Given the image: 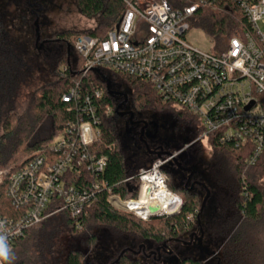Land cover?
Masks as SVG:
<instances>
[{"label":"trees","instance_id":"obj_1","mask_svg":"<svg viewBox=\"0 0 264 264\" xmlns=\"http://www.w3.org/2000/svg\"><path fill=\"white\" fill-rule=\"evenodd\" d=\"M76 3L81 14L96 17L98 22L95 27L81 32L55 33L53 41L43 48L55 79L37 86L22 111L17 109V98L31 83V61L26 45L18 43L8 33L0 14V170L28 162L42 154L58 137L77 112L76 107L69 110L72 105L63 102L62 96L80 81L83 89H102V104H111L114 112L103 116L101 138L93 147L96 154L108 155L104 172L99 177L83 173L79 178L76 175V180L75 174L69 173L75 180L72 183L86 186L89 179L102 181L122 197L132 191L131 197L136 198L137 177L133 183L125 180L158 159L152 150L163 149V153L179 152L176 161L189 173L193 171L192 178L197 184L192 189L184 187L187 177L175 173L181 181V185L175 186L169 176L168 187L183 199L184 207L179 216L167 219L157 230L146 228L135 216L112 208L106 202L107 192H98L87 208V214L81 217L82 228H76V220L66 211L53 214L28 228L15 246L6 251L7 259L1 257V264H54L62 230H67L73 240L63 264H87V253L101 240L116 249L107 264H141L125 245L149 241L156 246L197 228L202 229L203 239L190 245L173 264H205V254L210 249H221L226 264H264V157L248 165L246 160L251 154V146L221 145L211 135L212 156L207 161L197 140L202 133L199 119L184 108L175 110L170 103H163L149 82L103 71L110 81L108 88L107 80L96 71L83 76L84 58L75 49V41L82 35L104 39L119 23L126 5L123 0H76ZM182 3L187 4L189 0ZM191 24L211 38L213 51L221 52L229 39L245 27V18L237 8L225 11L204 8L198 10ZM119 82H126L131 87L130 92L126 91L127 102L112 92L114 88L122 87ZM125 106L134 115V125L128 116L119 113ZM149 112L160 114L161 121L153 125L152 120L145 130L143 138L147 148L140 139L142 128L138 126ZM172 165L177 167L176 163ZM208 191L210 195L202 209ZM56 203L59 201H52L47 212L52 211ZM18 212L4 188L0 187V214L17 216Z\"/></svg>","mask_w":264,"mask_h":264},{"label":"built area","instance_id":"obj_2","mask_svg":"<svg viewBox=\"0 0 264 264\" xmlns=\"http://www.w3.org/2000/svg\"><path fill=\"white\" fill-rule=\"evenodd\" d=\"M123 1L126 10L104 39L82 35L75 41V49L84 58L82 75L96 71L106 79L103 71L109 67L147 81L163 103L181 105L199 119L198 141L213 135L221 145L251 146L248 165L264 157V0ZM204 8H237L245 18V27L221 52L198 49L186 39L193 28L191 19ZM82 86L76 82L62 96L63 102L72 105L69 110L76 107L77 112L57 139L28 162L0 170V187L19 211L17 216L0 214V245L6 251L28 228L56 213L68 212L76 228H82L81 217L104 190L112 208L141 221L155 218L139 211L147 204L143 199L163 189L175 195L182 208L183 199L169 189V175L163 170L165 164L177 163L179 152L162 153L150 167L140 168L125 180L133 183L137 177L136 198L131 197L132 191L122 197L102 181L89 179L86 186L72 183L76 175L99 177L104 172L108 155L96 154L93 147L101 138L103 116L114 112L111 104H102V89ZM124 98L127 102L128 95ZM69 173L75 174L74 179ZM54 200L59 203L47 212Z\"/></svg>","mask_w":264,"mask_h":264},{"label":"rangeland","instance_id":"obj_3","mask_svg":"<svg viewBox=\"0 0 264 264\" xmlns=\"http://www.w3.org/2000/svg\"><path fill=\"white\" fill-rule=\"evenodd\" d=\"M35 1L36 0H0V14L5 22L6 30L18 43L26 45L27 56L31 61L30 64L32 66L29 78V82L31 83L24 87L17 98V109L19 111H22L28 105L37 86L55 79L50 64L47 62L48 60L45 56V52L43 51V48H40L43 41L47 38H54L55 33L61 31L70 30L73 32H81L88 28L95 27L98 22L96 17H86L81 14L77 8L76 0H41L45 6V12L38 23L40 33V36L38 37L36 31L37 26L35 25L37 18L31 14V3ZM186 39L192 46L198 49L209 51L213 48L211 38L200 28H191L186 34ZM57 45L60 46L61 44L57 43ZM104 71L107 73H113L109 67L104 68ZM119 85L122 86L123 90L131 91V87L128 83L119 82ZM173 107L175 110L183 109V106L177 104ZM125 108L129 110L128 106H125ZM143 121L146 122L143 128L145 125L147 126L146 128H149V123L151 121L153 125H157L161 121V117L160 114L149 112ZM138 127L142 128V124H139ZM145 133L146 132H144V134ZM141 140L143 141V139ZM146 143L147 142H145V144ZM200 143L203 147V158L207 161L210 160L212 156L210 139L202 138ZM156 150L157 149H155V151ZM177 167H173L171 163H167L163 167V170L167 172L171 178L172 184L175 186L181 185V181L175 177V173L180 174L183 178L187 177V174L189 173L186 168H182L180 163ZM183 207L184 201L181 210L174 216L161 215L169 217L158 216L151 218L149 221H141L138 218H135L144 227L157 230L163 226L167 219L179 216ZM200 232L201 231L197 228L184 236L181 235L174 237L176 240L170 238V240L159 243L156 246H152L149 241H141L137 244L131 243L130 245H125L124 247L128 248L129 252L141 261V264H173L175 262V257H172L173 259H171V257H167V253L173 252V255L176 254V258L180 257L181 254L192 245L191 242L194 240V238H192L193 234H198L200 236L198 238H200V240L203 239L204 233L202 231L200 234ZM97 234L101 233L98 232ZM126 243L128 244V242ZM72 244L73 240L71 235L67 230H62L59 234L58 247L55 254L56 262L54 264L64 263L66 254L71 249ZM163 244L169 247L166 248L167 253L164 252ZM157 247L160 248L157 249ZM118 248L119 247H117V249ZM115 252L116 249H114L112 244L101 240L95 248L87 253V264H107L109 259L116 254ZM205 257V264H226L221 249H210L206 252ZM160 258H162L161 261L159 260Z\"/></svg>","mask_w":264,"mask_h":264},{"label":"bare ground","instance_id":"obj_4","mask_svg":"<svg viewBox=\"0 0 264 264\" xmlns=\"http://www.w3.org/2000/svg\"><path fill=\"white\" fill-rule=\"evenodd\" d=\"M143 201L147 204L142 209H139V211H142L146 218L148 215H153L154 217L161 215H174L180 210V203L176 196L165 189L154 193L152 196L148 195ZM141 203L142 202L136 203L135 205Z\"/></svg>","mask_w":264,"mask_h":264},{"label":"flooded vegetation","instance_id":"obj_5","mask_svg":"<svg viewBox=\"0 0 264 264\" xmlns=\"http://www.w3.org/2000/svg\"><path fill=\"white\" fill-rule=\"evenodd\" d=\"M42 1L41 0H36L35 2H33V3H31L32 4V8H31V14L32 15H34L36 18L39 16V20H40V18L42 17V15H43V13L45 12V6H44V4L42 3ZM40 7H42V9L39 11V9H40ZM53 39L54 38H47V39H45L44 41H43V43H42V45H41V49L42 48H44V46L46 45V44H48L50 41H53ZM113 91L114 92H116V96L118 97V98H121V97H125L127 94H126V91L125 90H123L122 89V87H117V88H114L113 89ZM123 106V105H122ZM121 111L123 112V113H127V112H130V110H128V109H126L125 107H122L121 108ZM123 115H126V116H128L129 117V115L128 114H123ZM129 119V118H128ZM146 122L145 121H143L142 120V129H143V126H144V124H145ZM147 126H145L144 128H145V130L147 129L146 128ZM145 130H144V132H145ZM142 131V130H141ZM141 139V138H140ZM143 141L144 142H146V140L143 138ZM147 148H148V146H147ZM152 153L153 154H157L158 155V153H160V154H162L163 153V149H160V150H153L152 151ZM178 163V162H177ZM176 163V164H177ZM189 172V171H188ZM189 174V173H188ZM188 174H187V180H186V182L184 183V187H187V188H189V189H191V187H192V184H197V183H195L194 181H196L195 179H193V178H191L189 181H188ZM195 187V186H194ZM199 225H200V222H199ZM201 232H200V234L202 233V229L200 228L199 229ZM194 233V232H193ZM198 237H200L198 234L196 235V234H193L192 235V238H194V240L191 242L192 244L193 243H198V241H199V243H200V241L202 240H200V238H198ZM172 239H175L176 240V238H172ZM164 245V244H163ZM160 247H157V249H159ZM164 252L165 253H167V251H166V248H169L168 246H165L164 245ZM161 250V249H160ZM167 257H171V259H173L174 257V259L176 260V256H174L173 255V252H171V253H167ZM173 257V258H172ZM161 259L162 258H160L159 260L161 261Z\"/></svg>","mask_w":264,"mask_h":264},{"label":"water","instance_id":"obj_6","mask_svg":"<svg viewBox=\"0 0 264 264\" xmlns=\"http://www.w3.org/2000/svg\"><path fill=\"white\" fill-rule=\"evenodd\" d=\"M41 9H42V7H40L39 11H40ZM38 23H39V16L37 17V19H36V21H35V25L37 26L36 31H37V34H38V37H39V36H40V33H39ZM107 82H108V88H109V87H110V81L107 79ZM119 108H120V105L118 106L117 111H119ZM119 113H120L121 115H123V114H128V115H129V121H130V123H131L132 125H134V124L136 123L135 121H133V116H134V115H133L132 112L123 113L122 111H120ZM145 126H146V125H145ZM144 130H145V128L142 129V133H141V136H140L141 139H143L142 137H143V134H144ZM146 146H147V143H146ZM160 155H161V154L158 153V156H160ZM177 165H179V163H177ZM186 170H187V169H186ZM188 171H189V170H188ZM192 175H193V171L190 170V173L188 174V181L192 178ZM194 186H195V184H192L191 189L194 188ZM209 195H210V192L208 191L207 194H206V196H205V198L203 199V202H202V209L204 208L205 203H206V201H207Z\"/></svg>","mask_w":264,"mask_h":264},{"label":"clouds","instance_id":"obj_7","mask_svg":"<svg viewBox=\"0 0 264 264\" xmlns=\"http://www.w3.org/2000/svg\"><path fill=\"white\" fill-rule=\"evenodd\" d=\"M0 257L7 259V252L4 249L3 245H0Z\"/></svg>","mask_w":264,"mask_h":264}]
</instances>
